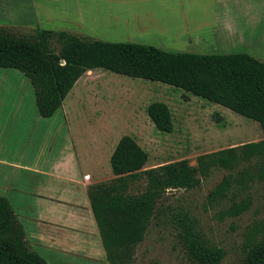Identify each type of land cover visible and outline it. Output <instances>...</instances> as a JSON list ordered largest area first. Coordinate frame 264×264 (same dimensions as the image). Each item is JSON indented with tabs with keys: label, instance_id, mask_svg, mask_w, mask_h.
<instances>
[{
	"label": "trees",
	"instance_id": "trees-1",
	"mask_svg": "<svg viewBox=\"0 0 264 264\" xmlns=\"http://www.w3.org/2000/svg\"><path fill=\"white\" fill-rule=\"evenodd\" d=\"M0 68L15 69L28 80L37 114L43 118L61 106L84 71L100 68L180 88L256 121L264 135V61L245 52H178L40 26L16 33L0 25ZM145 111L155 129L172 130L165 103L152 101ZM146 160L138 143L130 135H121L108 159L114 177L88 186L107 264L132 263L135 246L143 239L156 203L166 190L194 188L211 167L236 172L222 176L208 192V203L223 196L233 184L243 188L253 180H264V138L197 155L195 166L179 159L144 169ZM139 178L144 179L143 190L128 193L129 181ZM250 204L246 196L233 201L221 215L237 216ZM171 225L191 264H220L224 250L207 242L186 212L174 213ZM241 251L236 264H264L262 224L254 223L245 230ZM0 264H48L26 245L22 226L4 196H0Z\"/></svg>",
	"mask_w": 264,
	"mask_h": 264
},
{
	"label": "crops",
	"instance_id": "crops-1",
	"mask_svg": "<svg viewBox=\"0 0 264 264\" xmlns=\"http://www.w3.org/2000/svg\"><path fill=\"white\" fill-rule=\"evenodd\" d=\"M25 1L26 14L40 27L65 23L97 39L170 50L193 47L192 53L241 51L264 61V0ZM101 12L107 19L99 27ZM64 98L51 115L60 110L61 121L55 124L37 118L31 97L27 102L18 90L16 118L0 122V196L21 224L26 245L48 264H107L87 189L107 173L108 179L114 177L103 167L102 156L109 159L120 136L112 140L107 122L96 120L102 129L90 132L86 142L94 143L97 160L85 161L80 146L85 142L71 133Z\"/></svg>",
	"mask_w": 264,
	"mask_h": 264
},
{
	"label": "rangeland",
	"instance_id": "rangeland-1",
	"mask_svg": "<svg viewBox=\"0 0 264 264\" xmlns=\"http://www.w3.org/2000/svg\"><path fill=\"white\" fill-rule=\"evenodd\" d=\"M25 4V0H1L0 25L11 27L16 33L28 32L32 27L39 26L29 19L24 9ZM96 7L93 5V8ZM104 7L107 12L108 9ZM106 12H101L97 22L99 27L106 22ZM41 27L65 29L79 36L94 38L86 29L82 30L71 24H44ZM106 35L113 36V32H106ZM98 39L109 41L102 37ZM177 49L182 48L166 50L178 51ZM182 50L178 52H196L193 47ZM218 51L213 50L211 53L221 54ZM18 90L27 102L31 97L35 111L33 92L28 80L15 69L0 68V122L13 120L18 112L16 104H13ZM152 101H161L168 107L172 120L170 132L155 129L149 121L145 108ZM63 104L64 108L72 111L68 113L71 133L84 139L85 144L80 146L83 147L81 153L85 161L97 160L94 143L86 142L90 132L102 129L96 120L107 122L110 127L106 128L111 130L112 140L121 135H130L135 139L147 155L144 169L179 159H186L189 165L195 166L197 155L263 137L256 121L221 105L165 83L128 77L100 68L85 71L67 93ZM36 116L45 120L38 114ZM61 117L58 110L48 119L57 124ZM110 145L109 142L104 144L108 149ZM102 163L103 167L107 166L110 170L105 154L102 156ZM235 172L236 170L211 167L205 176H200V182L194 188L166 190L156 203L143 239L135 246L131 264H149L151 261L159 264H191L171 225V217L178 211L186 212L194 219L197 230L207 242L224 250L220 264H236L242 256L241 244L245 230L257 223L262 224L264 233V180H253L243 188L233 184L223 196L208 203V192L223 175ZM108 176V173L103 175L102 181L110 180ZM143 188L144 179L139 178L129 181L127 192L136 194ZM246 196L251 200L247 210L234 217L221 215L222 210L233 201Z\"/></svg>",
	"mask_w": 264,
	"mask_h": 264
}]
</instances>
